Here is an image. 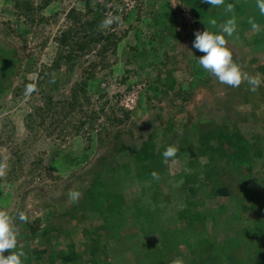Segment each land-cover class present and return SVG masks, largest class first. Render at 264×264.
Segmentation results:
<instances>
[{
  "label": "rangeland",
  "instance_id": "obj_1",
  "mask_svg": "<svg viewBox=\"0 0 264 264\" xmlns=\"http://www.w3.org/2000/svg\"><path fill=\"white\" fill-rule=\"evenodd\" d=\"M235 4L0 0V211L12 219L23 264H65L76 254L95 264L92 246L102 249L99 264H264V208L239 204L246 167L229 161L222 187L209 185L201 204L181 176L198 144L229 151L214 138L242 135L264 150V85L221 84L192 48L205 22L215 19L216 31L235 18L237 32L226 37L233 58L264 78V15L255 0L251 18L239 20ZM170 145L178 151L165 163ZM204 156L191 158L195 168ZM249 164L255 171L261 161ZM180 180L184 187L174 186ZM263 189L264 175L253 192L260 207ZM70 190L81 192L78 202ZM132 204L147 209L145 238L139 220L122 219Z\"/></svg>",
  "mask_w": 264,
  "mask_h": 264
},
{
  "label": "clouds",
  "instance_id": "obj_2",
  "mask_svg": "<svg viewBox=\"0 0 264 264\" xmlns=\"http://www.w3.org/2000/svg\"><path fill=\"white\" fill-rule=\"evenodd\" d=\"M203 2L211 5V7H218L224 4V0H203ZM256 5L259 13L264 15V0H256ZM225 11L231 13L233 11V5L231 3L227 4ZM249 22L253 31H256L259 27L258 24L254 20H250ZM105 23H110V21H105ZM205 23L207 28L203 31L197 30L192 42V48L203 54L197 56L199 66L215 76L221 84L236 88L246 82L249 85L248 90L256 92L264 85V78L260 75H252L243 71L242 66L235 62L233 51L229 47L228 40L226 39V37H233L237 32L235 18H229L220 24L216 31H212L209 28V24L213 27L217 26L215 19H211ZM35 90L33 84H28L25 87V95H31ZM177 151L176 146H168L162 153L165 163L171 158H174ZM6 167V163H0V176L5 174ZM151 175L153 179H159L157 171H153ZM80 196L81 192L79 190H70L68 193V199L72 203L78 202ZM28 219L25 213L21 212L19 214V220L21 222L27 223ZM17 248L18 237L12 219L6 212L0 211V264H23L25 253L22 250L17 251ZM6 250L12 251L10 254L5 255Z\"/></svg>",
  "mask_w": 264,
  "mask_h": 264
},
{
  "label": "crops",
  "instance_id": "obj_3",
  "mask_svg": "<svg viewBox=\"0 0 264 264\" xmlns=\"http://www.w3.org/2000/svg\"><path fill=\"white\" fill-rule=\"evenodd\" d=\"M255 0H246V1H242V0H236V4H235V8L237 12L236 14V18L242 21H248L251 18V14H248L247 12H245L247 10V7L250 3H254ZM255 7V6H254ZM258 8V7H257ZM244 13V14H243ZM240 139L239 140H233L236 142L234 143L231 139V137H228V140L226 139H218V138H214L216 141L218 142L217 145H219L220 143L223 145L226 144L230 147L229 151L221 148V147H217L216 150L212 151L211 149H209L208 145H205L204 143L202 144H198L195 148V152L190 154V161L188 163H185V166L187 167L182 174V179H183V175L188 178H184L188 181L187 184V194H189V196H192V199L194 202H197L199 204H201V202H206L205 200L207 199V195H209V189L207 187L210 186H218V184H223L222 182V170H226L229 167H226L225 165L229 164V161H231L232 164H234L237 169L240 166L241 168L244 166L247 169V173L246 170L244 171V174L241 175L242 178H247V181L245 182H250L249 185H245L242 186V195H241V206L243 208L250 207V208H257L256 213L259 211L260 208H264V206L260 207V203L259 202H255L254 199L256 198L255 195H253L254 190L256 189L257 183L259 182V179H262V175H264V150H262L261 145L260 147H258V144L256 142L250 141V139H248V137H242V135H237ZM246 146V147H245ZM198 150L203 151L201 152L203 155H205L204 157L207 158L205 164H203L202 167L200 168H195L194 164L191 162L192 159L199 158L201 156V153H198ZM231 150V151H230ZM263 152V153H262ZM192 154L193 157H192ZM192 158V159H191ZM256 158H258L261 161V166L259 169L253 171L252 169L250 170V164L251 162H254L256 160ZM184 161V160H183ZM225 162V164H224ZM239 165V166H238ZM194 167V169L192 168ZM192 168V169H191ZM240 168V170H242ZM249 169V171H248ZM207 175V178L205 180H203L202 177H200V175ZM199 176V178H198ZM212 180L215 182V185H213ZM246 180V179H245ZM258 181V182H256ZM254 182V183H253ZM171 184V183H169ZM179 184V185H178ZM182 186L183 185V180L178 181L177 183L174 184V186ZM173 186V184L171 185ZM219 188L222 187V185L218 186ZM246 187L249 188L250 190H246ZM217 188V187H216ZM260 189V188H259ZM232 193V191H230ZM249 193V195L247 196V193ZM263 193H264V189H263ZM246 194V195H245ZM210 196V195H209ZM138 203H142L141 197L139 198V200H137ZM189 202V200H188ZM140 204H137V208L136 206H134V204H132L131 208H129L130 212H127V214L122 215V219L123 220H127L130 219V217H134L136 221L138 223V227H140V234L143 235V237L145 238L146 236H149L150 231L147 229V222H148V213H147V209L143 210V208L141 207ZM205 204V203H204ZM143 205V203H142ZM248 210H250L248 208ZM220 211H222V209L220 208ZM224 213V212H221ZM189 216V217H193ZM178 218L180 219V217L178 216ZM142 221H144L145 223V227L143 226ZM124 226V225H123ZM252 226V225H251ZM248 226L249 229L248 231H254L252 230L253 227ZM158 228L155 232V235H158ZM191 231L189 230L186 233L191 235ZM151 235V234H150ZM237 244H239V242H235ZM106 245H104L105 247ZM92 249L90 252L92 254H90L93 257L94 262H96L95 264H99V254L100 252H102V249L98 248L97 246H92ZM105 250V248H104ZM100 251L99 253H96ZM89 256V254H88ZM80 256L78 254H76L75 256H73L72 258H67L65 260V264H79Z\"/></svg>",
  "mask_w": 264,
  "mask_h": 264
}]
</instances>
